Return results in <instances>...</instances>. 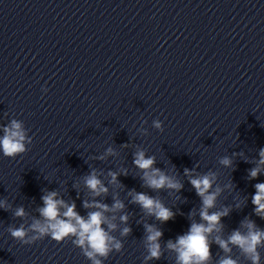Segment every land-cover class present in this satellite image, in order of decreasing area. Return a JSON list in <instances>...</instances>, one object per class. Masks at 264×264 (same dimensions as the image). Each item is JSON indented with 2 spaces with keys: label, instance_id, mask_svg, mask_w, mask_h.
Instances as JSON below:
<instances>
[{
  "label": "clouds",
  "instance_id": "1",
  "mask_svg": "<svg viewBox=\"0 0 264 264\" xmlns=\"http://www.w3.org/2000/svg\"><path fill=\"white\" fill-rule=\"evenodd\" d=\"M47 90V88L42 89L44 92H47ZM153 127L160 132L164 131L163 122L159 119L153 120ZM0 131L3 133L0 136V153L4 157L15 159L17 156L29 151L33 138L29 135V130L25 127L24 121L12 118L6 125H0ZM123 147H127V145H123ZM107 155H115L112 148H108L105 155L100 156L99 159L103 160ZM259 156L257 167L252 168L249 172V177L252 179L261 173L262 166H264V147L260 149ZM133 163L143 172L141 176L143 186L152 190L168 189L177 192L183 188V184L173 176L154 167L156 163L155 156L146 157L144 150L138 149L134 153ZM220 163L225 167H231L232 159L225 156L220 159ZM193 171L185 168L184 175L189 177L196 194L201 198L200 218L202 222H193L188 232L178 236L175 243L171 240L167 242V247L177 253V264H207L211 259L209 236L214 231L219 232L222 230L221 219L227 216L229 212L227 208L222 211L209 212V209L215 207L217 196L221 192L218 187L214 191L212 190L216 174L209 171L193 178ZM119 174L121 173L110 172V183L118 184L117 176ZM122 174L127 175V171L122 170ZM83 180L93 197L92 200L83 202L85 209H93V211L87 213L86 218L76 211L74 201L68 203L59 197L57 191H47L41 197L43 206L37 209L40 219L33 218L27 227L24 224H20L19 227L9 225L7 231L11 237L23 245H32L45 237H50L58 244L70 240L73 246L79 248L82 255L90 261V264H103L101 258L107 260L113 250L118 253L121 252L122 243L110 234L117 228V225L113 222L116 217L115 215L110 217L107 214H114L123 210L124 203L114 198V202L109 206L95 199L107 195L109 191L108 187L98 177L95 169L83 177ZM255 189L252 204L255 205L256 215L264 219V183H257ZM129 195L132 197L133 203L138 204L148 215L154 216L161 222H167L175 216L171 209L165 207L159 199L153 196L135 190L129 192ZM0 209L8 211L11 209V205L7 200H0ZM13 215L17 218L25 217L24 207H17ZM119 219L121 222L127 223L128 216L126 214L121 215ZM242 226L247 229L246 232L234 230L227 240L217 236L214 242L225 253L232 251L230 245L235 246L251 264H260L261 257L258 248L264 247V230L258 229L251 220L243 221ZM145 228L148 255L144 259L145 261L159 260L161 257L159 239L163 233L152 225H145ZM130 232L131 228L125 227L121 231V236H127ZM219 264H238V261L227 256L221 259Z\"/></svg>",
  "mask_w": 264,
  "mask_h": 264
}]
</instances>
